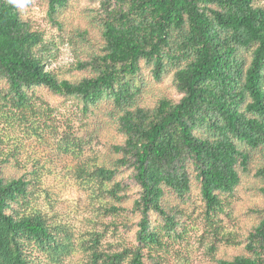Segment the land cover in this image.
Here are the masks:
<instances>
[{"label": "trees", "instance_id": "obj_1", "mask_svg": "<svg viewBox=\"0 0 264 264\" xmlns=\"http://www.w3.org/2000/svg\"><path fill=\"white\" fill-rule=\"evenodd\" d=\"M45 3L49 23L59 30L71 25L69 43L79 38L69 68L84 74L60 76L51 65L55 38L17 0H0V106L31 110L36 89L45 88L76 100L86 119L106 120L120 134L107 141L109 165L82 164L76 175L94 184L98 198L114 200L100 205L104 212L138 214L135 243L106 250L100 234L89 233L80 245L88 264H161L169 242L187 232L194 188L213 235L210 249L244 242L216 263L264 264V214L243 237L220 225L230 204L225 198L243 177L257 178L264 193V2L99 0L84 26L62 17L70 0ZM170 72L177 99L152 91ZM63 133L65 150L82 151L85 140L68 128ZM39 166L19 159L15 148L0 149V264H38L33 249L59 263L74 249L66 225L31 206ZM125 169L137 186L130 208L123 205Z\"/></svg>", "mask_w": 264, "mask_h": 264}, {"label": "rangeland", "instance_id": "obj_2", "mask_svg": "<svg viewBox=\"0 0 264 264\" xmlns=\"http://www.w3.org/2000/svg\"><path fill=\"white\" fill-rule=\"evenodd\" d=\"M17 1L26 17L38 25L47 36L55 38L58 51L51 65L56 68L58 74L69 79L82 76L84 71L69 68L75 59L77 47L81 46L76 36L73 44L68 41L72 26L64 25V28L59 30L51 25L46 16L45 0ZM70 1L71 5L62 17L73 26L86 25L87 10L99 5V0ZM81 55L85 53L82 52ZM152 91L175 99L180 95L171 72L160 82L154 81ZM36 93L35 104L31 110L21 113L0 106V149L6 152L15 148L18 150L19 159L26 163L35 161L40 165L39 185L34 191L31 206L43 211L50 221L66 225L74 249L59 263L49 262L33 249V260L38 258V264H88V250L80 245L92 232L100 234L99 247L102 249L116 250L135 243L138 214L130 209L120 211L119 214L104 212L100 205L114 200L98 198L94 184L86 183L76 175L77 166L82 164L87 168L93 164L109 165L112 158L107 141L119 137L120 134L115 128L110 130L109 126H112L106 120L103 122L107 128L103 122L96 125L91 119H86L79 109L80 105L70 97L53 94L45 88H37ZM155 94H149L146 98L153 100ZM67 128L85 140L86 144L84 143L79 153L64 149L63 132ZM89 138L90 141L87 142ZM129 174V169L123 170V179L128 184L125 192L127 199L123 201V205L130 208L132 199L137 194V186L127 176ZM259 185L257 178L251 174L247 175L236 188L235 194L225 198L230 204H226L224 214L220 217L221 230L236 232L238 237H243L251 225L264 214V193L259 190ZM194 197V205L187 206L188 209L194 210L186 220L187 232L182 238L169 242V247L162 251L165 256L161 264H217L215 258L231 256L243 247L244 242L240 245L221 242L215 250L210 249L213 235L204 220L203 207L195 188ZM259 206L263 209L261 213L252 211L253 207Z\"/></svg>", "mask_w": 264, "mask_h": 264}]
</instances>
